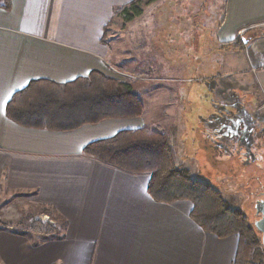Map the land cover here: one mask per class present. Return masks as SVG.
Returning a JSON list of instances; mask_svg holds the SVG:
<instances>
[{
  "label": "crops",
  "instance_id": "obj_1",
  "mask_svg": "<svg viewBox=\"0 0 264 264\" xmlns=\"http://www.w3.org/2000/svg\"><path fill=\"white\" fill-rule=\"evenodd\" d=\"M133 1L11 0L8 9L0 4V193L1 187L26 192L29 202L52 206L67 223L60 236L44 238L0 226V264H233L236 236L205 233L190 218L189 202H155L147 192L148 174H129L82 153L87 144L120 131L149 128L140 94L141 117L69 132L28 129L5 116L12 95L31 81L62 84L93 71L114 77L108 67L117 59V36H132L128 27L136 18L118 29L112 25ZM224 8L220 49L246 41L241 50H222L224 79L251 90L246 95L258 98L264 122V30L258 34L264 0H227ZM123 52L125 58L133 55ZM253 146L246 145L254 157Z\"/></svg>",
  "mask_w": 264,
  "mask_h": 264
},
{
  "label": "rangeland",
  "instance_id": "obj_2",
  "mask_svg": "<svg viewBox=\"0 0 264 264\" xmlns=\"http://www.w3.org/2000/svg\"><path fill=\"white\" fill-rule=\"evenodd\" d=\"M226 1L165 0L157 8L142 1L137 6L143 14L128 27L132 36H117V59L109 61L108 69L140 94L149 129L168 136L177 167L218 189L229 207L240 210L254 228L260 218L255 205L264 201V122L258 117V98L246 95L251 90L224 79L223 51L234 49L222 51L218 43ZM123 22L117 15L112 26L118 29ZM258 29L262 33L264 24ZM123 50L133 55L125 58ZM219 142L221 150L216 148ZM250 144L254 157L246 147ZM26 198V192L2 191L0 222L44 238L37 222L59 221L40 214L39 204Z\"/></svg>",
  "mask_w": 264,
  "mask_h": 264
},
{
  "label": "trees",
  "instance_id": "obj_3",
  "mask_svg": "<svg viewBox=\"0 0 264 264\" xmlns=\"http://www.w3.org/2000/svg\"><path fill=\"white\" fill-rule=\"evenodd\" d=\"M135 0L122 7L118 15L129 22L141 15ZM158 0H148L153 3ZM11 0H0L8 9ZM245 40L222 43L224 49H243ZM93 71L67 83L34 80L15 92L5 106V116L15 124L35 130L69 132L109 119L141 117L144 107L129 82ZM82 153L98 162L129 174H148L147 192L158 203L189 202L190 218L205 232L225 239L238 238L233 264H263L261 239L240 211L229 207L218 189L193 179L177 167L173 146L160 130H123L114 136L87 144ZM8 190L1 187V192ZM40 214L55 225L37 222V232L45 237L60 236L66 221L50 205H39ZM55 222V220H54ZM3 227H10L0 222Z\"/></svg>",
  "mask_w": 264,
  "mask_h": 264
},
{
  "label": "water",
  "instance_id": "obj_4",
  "mask_svg": "<svg viewBox=\"0 0 264 264\" xmlns=\"http://www.w3.org/2000/svg\"><path fill=\"white\" fill-rule=\"evenodd\" d=\"M255 214L260 215V218L254 222V229L261 234V245L264 249V201L256 203Z\"/></svg>",
  "mask_w": 264,
  "mask_h": 264
},
{
  "label": "built area",
  "instance_id": "obj_5",
  "mask_svg": "<svg viewBox=\"0 0 264 264\" xmlns=\"http://www.w3.org/2000/svg\"><path fill=\"white\" fill-rule=\"evenodd\" d=\"M124 76H126V75H124Z\"/></svg>",
  "mask_w": 264,
  "mask_h": 264
}]
</instances>
